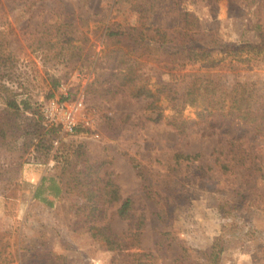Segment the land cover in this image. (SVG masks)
Masks as SVG:
<instances>
[{
  "label": "rangeland",
  "instance_id": "374dc122",
  "mask_svg": "<svg viewBox=\"0 0 264 264\" xmlns=\"http://www.w3.org/2000/svg\"><path fill=\"white\" fill-rule=\"evenodd\" d=\"M134 3L0 0V33L14 67L0 79L32 108L5 119L0 103V127L11 123L19 145L31 140L24 153L0 147V247L12 253L9 264L34 253L37 264H264V132L235 149L202 125L180 134L169 116L181 101L169 103L156 78L150 94L117 86L115 59H102L104 33L131 23ZM180 8L197 17L200 37L228 48L260 43L264 0H184ZM232 58L237 79L254 83L263 102L264 54ZM52 101L80 105L73 132L61 114L47 118ZM183 113L200 117L191 107ZM67 161V174L90 162L94 178L132 200L127 218L114 202L97 220L120 238V249L94 237L86 201L71 183L53 195L51 178L69 180Z\"/></svg>",
  "mask_w": 264,
  "mask_h": 264
},
{
  "label": "trees",
  "instance_id": "16d2710c",
  "mask_svg": "<svg viewBox=\"0 0 264 264\" xmlns=\"http://www.w3.org/2000/svg\"><path fill=\"white\" fill-rule=\"evenodd\" d=\"M133 1L136 18L131 23L115 22L107 26L104 33L105 50L102 52V59L107 62L115 59L117 86H127L137 96L150 94L151 81L156 78L169 103L176 106L177 101H181L179 111L169 116L172 127L180 134L186 133L195 125H202L211 133L227 137L231 149H235L251 133H263V96L258 93L254 83L237 79L236 72L241 67L233 65L235 62L232 57H237L242 52L254 56L264 54V31L261 32L260 43L257 45L242 44L228 48L206 38V33L199 36L197 17L180 8L184 0ZM207 1L211 3L215 0ZM5 48L7 49L5 37L0 33V77L14 74V67L9 64L11 52H6ZM193 63L205 66L197 72H184ZM1 80L0 103L3 105L2 112L6 113L4 118L9 114L32 111L28 102L17 101L16 89ZM187 107L199 112L198 121L184 118L183 111ZM4 125L7 130L1 125L0 139L3 141H0V147L7 146L6 152H10L9 155H13L11 153L15 150L24 153L31 140L26 136L22 145H19L13 134L12 124ZM67 164L64 176L67 175L69 180L64 183L55 178L50 179L53 195L61 196L71 183L86 201L88 217L93 220L85 221V224L90 225L91 230H98L94 237L105 243L110 250L120 249V238L107 231L105 225H98L97 220L104 213L105 207L114 202H121L118 214L121 218H127L132 209V200L121 199L117 184L105 182L100 177L94 178V168L90 162H87L88 165L83 170H72L68 174V161ZM223 168L226 169L227 166L224 165ZM3 249L0 247V264L13 263L12 253ZM36 256L34 253L28 258L22 257L21 264H37L39 258Z\"/></svg>",
  "mask_w": 264,
  "mask_h": 264
},
{
  "label": "built area",
  "instance_id": "2783aa9c",
  "mask_svg": "<svg viewBox=\"0 0 264 264\" xmlns=\"http://www.w3.org/2000/svg\"><path fill=\"white\" fill-rule=\"evenodd\" d=\"M80 105H72L68 107L64 103L52 101L46 108V111L50 113L47 117L50 121H56L58 114L62 115V121L68 132H73L77 126V112Z\"/></svg>",
  "mask_w": 264,
  "mask_h": 264
}]
</instances>
